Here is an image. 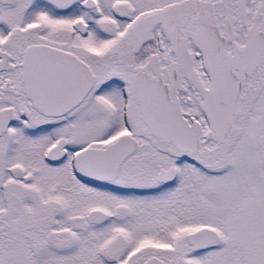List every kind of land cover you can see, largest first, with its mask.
Listing matches in <instances>:
<instances>
[{"label":"snow or ice","instance_id":"obj_1","mask_svg":"<svg viewBox=\"0 0 264 264\" xmlns=\"http://www.w3.org/2000/svg\"><path fill=\"white\" fill-rule=\"evenodd\" d=\"M0 264H264V0H0Z\"/></svg>","mask_w":264,"mask_h":264}]
</instances>
